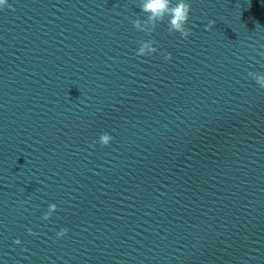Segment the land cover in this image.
Returning a JSON list of instances; mask_svg holds the SVG:
<instances>
[{
	"label": "clouds",
	"instance_id": "obj_1",
	"mask_svg": "<svg viewBox=\"0 0 264 264\" xmlns=\"http://www.w3.org/2000/svg\"><path fill=\"white\" fill-rule=\"evenodd\" d=\"M11 7L7 0H0V8ZM140 9L145 14V19H136L133 21L134 27L148 35H151L155 31L157 24L164 22L167 18V29L170 33H179L183 39H187L191 35V30L186 28V24L190 19L191 4L188 0H141ZM215 24V21L209 20L205 26L206 30H210ZM155 40L149 39L142 41L136 52L137 57L151 55L157 52ZM163 58L167 61L171 59L170 53H162ZM248 76L256 81V83L264 88V74H256L249 72ZM112 137L108 133H103L99 137V143L101 146H107ZM94 146V145H93ZM56 204H50L48 211L42 217L43 220L47 221L53 212L56 211ZM67 228H61L56 232L58 238H63L68 233ZM29 235H35L31 229L28 230ZM15 244L19 245L21 241L19 239L14 241Z\"/></svg>",
	"mask_w": 264,
	"mask_h": 264
}]
</instances>
